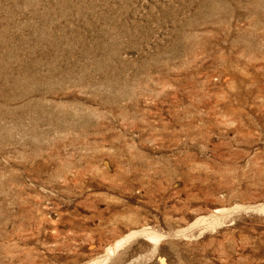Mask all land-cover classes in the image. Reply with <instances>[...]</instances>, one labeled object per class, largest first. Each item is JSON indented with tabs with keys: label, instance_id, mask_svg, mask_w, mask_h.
Instances as JSON below:
<instances>
[{
	"label": "rangeland",
	"instance_id": "obj_1",
	"mask_svg": "<svg viewBox=\"0 0 264 264\" xmlns=\"http://www.w3.org/2000/svg\"><path fill=\"white\" fill-rule=\"evenodd\" d=\"M0 264H264V0H0Z\"/></svg>",
	"mask_w": 264,
	"mask_h": 264
}]
</instances>
